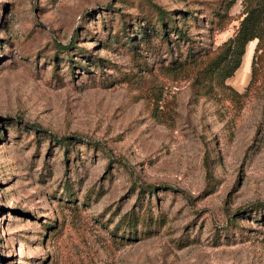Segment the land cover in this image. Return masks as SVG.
<instances>
[{
	"label": "rangeland",
	"instance_id": "obj_1",
	"mask_svg": "<svg viewBox=\"0 0 264 264\" xmlns=\"http://www.w3.org/2000/svg\"><path fill=\"white\" fill-rule=\"evenodd\" d=\"M228 2L0 0V264H264V55L206 70Z\"/></svg>",
	"mask_w": 264,
	"mask_h": 264
},
{
	"label": "trees",
	"instance_id": "obj_2",
	"mask_svg": "<svg viewBox=\"0 0 264 264\" xmlns=\"http://www.w3.org/2000/svg\"><path fill=\"white\" fill-rule=\"evenodd\" d=\"M235 0H229L228 5ZM155 8L164 15L166 12L160 5L154 4ZM243 15L234 33L228 36L221 44L219 50L209 60L206 70L212 72L221 80L231 76L234 71L241 67L247 45L256 40L252 60L251 75L255 72L256 58L264 55V0H242ZM160 20L164 23L163 16ZM166 27L165 24H162Z\"/></svg>",
	"mask_w": 264,
	"mask_h": 264
},
{
	"label": "bare ground",
	"instance_id": "obj_3",
	"mask_svg": "<svg viewBox=\"0 0 264 264\" xmlns=\"http://www.w3.org/2000/svg\"><path fill=\"white\" fill-rule=\"evenodd\" d=\"M247 62V61H246Z\"/></svg>",
	"mask_w": 264,
	"mask_h": 264
}]
</instances>
